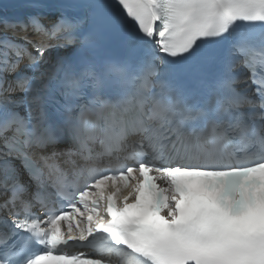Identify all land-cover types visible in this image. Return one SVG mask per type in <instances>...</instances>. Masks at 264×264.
I'll return each instance as SVG.
<instances>
[{
	"label": "snow or ice",
	"instance_id": "snow-or-ice-1",
	"mask_svg": "<svg viewBox=\"0 0 264 264\" xmlns=\"http://www.w3.org/2000/svg\"><path fill=\"white\" fill-rule=\"evenodd\" d=\"M7 7L0 264H264V0Z\"/></svg>",
	"mask_w": 264,
	"mask_h": 264
},
{
	"label": "bare ground",
	"instance_id": "bare-ground-1",
	"mask_svg": "<svg viewBox=\"0 0 264 264\" xmlns=\"http://www.w3.org/2000/svg\"><path fill=\"white\" fill-rule=\"evenodd\" d=\"M1 15H7L13 13L12 10H0Z\"/></svg>",
	"mask_w": 264,
	"mask_h": 264
}]
</instances>
